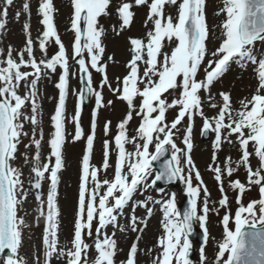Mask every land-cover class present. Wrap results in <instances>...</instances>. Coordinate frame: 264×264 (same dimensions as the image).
<instances>
[{
	"label": "snow or ice",
	"instance_id": "snow-or-ice-1",
	"mask_svg": "<svg viewBox=\"0 0 264 264\" xmlns=\"http://www.w3.org/2000/svg\"><path fill=\"white\" fill-rule=\"evenodd\" d=\"M15 0H3L0 6V35L7 28L10 9ZM73 15L70 30L74 34L71 48L62 41L55 24L56 8L53 0H39L36 13L42 31L32 38L30 0L22 5L28 18L23 24L25 44L22 49L9 45L0 48V256L5 250L11 254L0 260V264H27L19 255L23 244V229L27 226L25 216H20L24 203L32 194L38 204V219L43 218V264L53 261L63 264H117L121 251L116 232H139L146 221L137 217L136 209H146L152 215L151 204L163 210L164 234L158 238L161 253L152 264H193L190 259L192 241L190 236L199 224L204 230L205 244L208 239L207 221L210 211V192L200 170L192 158L193 129L195 120H202V135L213 134V153L208 171L213 174L222 196L221 207L228 204L225 178L228 187L238 194L239 207L235 212V230L229 228L230 216L223 217L226 233L219 243L218 253L212 264H264V231L247 233V217L260 213L259 224L264 226V51L257 44H264V0H223L217 15L225 19L220 28L219 45L209 50L210 30L206 17V0H119L115 12L119 24L113 25L116 34L130 28L135 13L134 7L148 9L145 27L151 23L143 38H130V59L126 63L127 74L117 77L115 86L108 75V62L115 63L113 56L105 57L103 43L105 29L100 18L109 16L113 0H71ZM174 10V14L172 13ZM21 11L15 19L19 20ZM56 46L49 56V48ZM169 51H165V48ZM37 49L40 58L36 56ZM15 53V55H14ZM71 61V63H70ZM235 64L241 69L254 66L257 87L250 97L239 101L235 108L230 92H219V100L212 94L215 82L219 81ZM75 65V70H73ZM203 69V78L198 73ZM59 70V72H58ZM55 88L58 96L53 114L50 116L52 131L47 140L48 153L42 154L44 134L41 126L42 104L40 83L57 75ZM99 74L100 80H95ZM77 77L79 87L72 91L76 97L74 114L69 118L66 103L71 89V79ZM23 88V92L21 89ZM107 88L119 101L127 105L125 117L118 123L114 136L116 160L110 164L113 142H103V159L100 166L92 163L97 118L100 111L110 108L114 101L106 100ZM207 95L202 97L201 92ZM167 94V95H165ZM168 96H172L171 101ZM140 103H135L136 98ZM89 101H94L90 133L85 136L81 115ZM214 110L207 115L204 104ZM172 109L175 118L169 122L166 114ZM135 117L140 123L134 135H129L128 126ZM183 126V148L175 142V135ZM71 122L75 131L72 141L86 140L82 156L78 187L77 211L70 239L60 242L61 215L58 204L60 174L65 167L64 146L68 133L66 123ZM31 125V132L25 125ZM111 130V121L104 123L105 136ZM24 152L19 154V146ZM224 144L235 146L240 156L233 159L225 156L221 162L218 153ZM127 145H132L129 150ZM154 151L150 152V147ZM172 149L171 159L166 160L160 170L153 168ZM251 146V151H250ZM34 149V151H32ZM258 160L253 167L251 159ZM29 166L25 178L23 166H15L17 159ZM113 168V177L107 178V170ZM243 167L247 174V186L234 173ZM105 178L101 179V174ZM154 175V178H153ZM193 179L197 182L193 184ZM48 190L45 195L44 184ZM164 181L173 184L183 182L188 197V207L181 212L175 192L167 198L154 199L149 190ZM27 182V186H26ZM251 186H258L260 199L244 205L243 194ZM164 189H158L163 196ZM145 199L137 200V194ZM201 193L204 199L201 202ZM131 205L127 225L120 220L125 209ZM247 214V217L244 215ZM255 227V222L251 224ZM112 227L113 231L108 232ZM91 240V243L88 241ZM139 236L120 264H139ZM150 251V250H148ZM94 253V255H93ZM200 264H210L205 247L199 249ZM226 254H229L225 259ZM40 264V256H35Z\"/></svg>",
	"mask_w": 264,
	"mask_h": 264
},
{
	"label": "rangeland",
	"instance_id": "rangeland-1",
	"mask_svg": "<svg viewBox=\"0 0 264 264\" xmlns=\"http://www.w3.org/2000/svg\"><path fill=\"white\" fill-rule=\"evenodd\" d=\"M210 2L209 4V10L207 11L206 15H208L212 20L213 17V11L218 12L220 8L223 7V1L217 2V0H207ZM26 0H15L13 6L10 9L9 18H8V24L6 30L3 32L2 35H0V48H7L9 45H11L15 49H22L25 44V32L23 30V24L28 19L22 12V5L25 3ZM119 2V0H113L112 4V11L111 14L116 15L115 12V5ZM31 6H32V15L30 17V23H31V34L32 38L35 40L37 35L42 31V25L40 24V18L36 13V9L39 3V0H30ZM54 6L56 8L55 13V24L57 27V31L59 32L62 41L65 43L66 47L69 49L71 48L72 40L74 37L73 32L70 30V18L72 17V13L69 10V14H66L63 11V4L59 0H53ZM3 0H0V6H2ZM146 7L141 6L139 8L134 7L133 11L135 13L134 20L136 21V27L131 28L126 32L125 36L118 38L117 40H113V37L119 36V34H116L112 30L113 25H118L119 21L118 18L115 20H112L111 23H107V16H103L100 18V25H102L105 29V36L103 38V43L106 47L105 57L113 56L115 63L109 61L108 62V75L110 80L113 83V86H115L116 78L117 77H123L127 74V68L126 63L130 59V45H129V38H143L145 37L147 31L152 28L151 23L148 24L147 27H145V20H146ZM17 11H21V16L19 20H16L15 14ZM174 14V12H172ZM217 15V14H216ZM221 24V21L218 20V25ZM214 25V24H213ZM220 28L218 30L211 29V45L215 46V42H221L220 37ZM208 48L209 50H212L213 48L210 45V42L208 41ZM167 51V47L164 49ZM56 51V46L53 44L49 48V56L54 54ZM15 55V53H14ZM40 52L37 49L36 56L40 58ZM71 63V61H70ZM73 70H75V65L72 66ZM231 72H227L219 81L215 82L212 88V94L218 96L217 94L220 92V90L223 89V83H230L231 85H234V90L236 91L237 86L241 83H249L252 85H255L257 83V77L254 73V67H250L247 70L241 69L240 67L237 68H230ZM245 70V71H244ZM59 72V70H58ZM246 75V77H244ZM57 75H53L51 79H43L40 83V93H41V104H42V115H41V123L43 132L46 133L44 136V143L42 145V154L47 155L49 149L47 145V140L49 138V135L52 131L51 122H50V116L54 112V108L56 106L57 100L54 99V97L58 96V90L55 88V82L57 81ZM95 80L99 82L100 76L99 74H94ZM79 81L77 77H73L71 79V89L70 93L67 99L66 103V110L67 115L70 118L74 112H75V102L76 97L72 95V91L77 89L79 87ZM223 86V87H222ZM21 92H23V88L21 89ZM202 97L206 96L207 94L203 91L201 92ZM104 97L106 100H113L114 103L110 108H105L100 111V114L97 118V129H96V138L94 141V148H93V156H92V163L96 166H100L102 159H103V142L105 139H108L111 141L112 134L118 130L117 125L118 123L125 117L127 112V105L119 101L115 98L112 93L105 88L104 89ZM139 97L136 99L138 102ZM208 105L207 103L204 104V111L205 113L208 112L207 109ZM94 108V101H92L91 105L88 108H84L82 115H81V123L82 127L85 132V136L90 133L91 128V120H92V111ZM135 116L134 119L135 120ZM198 118V117H197ZM110 120L111 121V130L108 133L107 136H105L103 127L105 121ZM30 129L29 126L25 125V131H28ZM66 130L69 134L67 137V142L64 146V156H65V165L70 164L69 168L67 169L66 173H63V171L60 174V184H64V189L66 192H69V194L62 198L61 203L63 205V211L65 212L62 218H59L60 221V233L59 238L60 242L63 243L65 240L70 239V231L73 227L74 222V215H75V194L73 187V181H77L79 179V169L81 167V161L82 156L85 153L86 150V140L82 139L80 141L73 142L72 141V134L75 131L74 125L71 122L66 123ZM70 141L73 142V144H70ZM29 143V141L24 140V143L19 146V154H22L24 152V144ZM34 151V150H32ZM202 152V150L198 149L197 154ZM116 158V154L114 151V145H113V152L110 158V164H114ZM200 164L202 162H199ZM17 166H23L24 175L25 178L29 175V166H25L23 164V159L19 158V162L17 163ZM112 173V167H110L107 170L106 176L107 178L110 177ZM101 179L105 178V174H101ZM27 186V182H26ZM204 198V195H203ZM25 203H28L27 201ZM209 207L212 209V211H215V202L212 197V193L210 192L209 197ZM26 213V212H25ZM25 213L23 216H25ZM214 214H211V217ZM25 219L28 225L29 230H26V235L24 237V246H25V252H27V259L30 260L31 264H35V256L39 254L40 256V263L43 262V234L45 229V221L43 218L36 217L35 219L29 218V216H25ZM212 219H214L212 217ZM127 218L124 215V217L121 218L122 225L126 226ZM211 225V224H210ZM152 228V226H150ZM130 235V238L128 236ZM137 236H139L138 241V247L141 250L138 253V262L139 264H152L153 258L156 256V249L154 246V243L152 241L151 237V231L146 230L143 232H137L134 234H128V231L126 232H120L116 234L117 241L121 240V242L125 245L123 247L126 250H129L130 245L136 241ZM155 238H158V234L155 235ZM220 241V240H219ZM91 243V242H90ZM216 246V244L214 245ZM150 250V251H148ZM209 253H212V262L214 261V258L216 257L218 251H216L213 247L209 248ZM94 255V253H93ZM53 264H63V262H56L53 261Z\"/></svg>",
	"mask_w": 264,
	"mask_h": 264
}]
</instances>
